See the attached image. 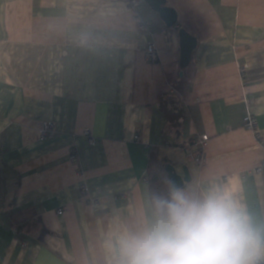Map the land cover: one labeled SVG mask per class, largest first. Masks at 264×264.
<instances>
[{"label": "crops", "instance_id": "1", "mask_svg": "<svg viewBox=\"0 0 264 264\" xmlns=\"http://www.w3.org/2000/svg\"><path fill=\"white\" fill-rule=\"evenodd\" d=\"M166 5L175 26L146 0H0V264H117L151 215L152 149L189 196L215 187L264 223V0ZM202 135L200 166L184 148Z\"/></svg>", "mask_w": 264, "mask_h": 264}, {"label": "clouds", "instance_id": "2", "mask_svg": "<svg viewBox=\"0 0 264 264\" xmlns=\"http://www.w3.org/2000/svg\"><path fill=\"white\" fill-rule=\"evenodd\" d=\"M117 243V264H264V223L215 187L192 197L173 186Z\"/></svg>", "mask_w": 264, "mask_h": 264}, {"label": "built area", "instance_id": "3", "mask_svg": "<svg viewBox=\"0 0 264 264\" xmlns=\"http://www.w3.org/2000/svg\"><path fill=\"white\" fill-rule=\"evenodd\" d=\"M141 0H128L130 6L134 7L139 4ZM151 23L148 21H140L139 27L142 30L148 31L150 29ZM160 50L155 43V41L151 40L148 43V47L146 49V57L149 61H157L159 59ZM242 72L244 68H241ZM244 125L250 130L257 131L258 130V120L252 113H247L244 117ZM56 133L55 123L51 120H43L40 128V138L46 139L53 137ZM89 132H87V135ZM209 139L208 135H202L200 138L196 139L193 144H189L184 148L186 154L194 160L198 165H203L206 160V156L204 153V146ZM91 142H94L92 138H90ZM76 154H72V157H76ZM261 170V168H259ZM81 190L83 193V197L88 198L87 187L81 186ZM94 203H97L96 201ZM64 210H59L58 214H63Z\"/></svg>", "mask_w": 264, "mask_h": 264}, {"label": "water", "instance_id": "4", "mask_svg": "<svg viewBox=\"0 0 264 264\" xmlns=\"http://www.w3.org/2000/svg\"><path fill=\"white\" fill-rule=\"evenodd\" d=\"M152 8L157 11L164 19L168 26H175L178 21V15L174 8L166 5V0H146ZM181 45H182V64L186 65L189 63L193 49L196 46L197 38L187 32L185 29H180ZM166 169L169 173L171 181V188H181L185 185V182L189 181L187 176L188 171L186 170V176L181 177L175 167L171 164H166Z\"/></svg>", "mask_w": 264, "mask_h": 264}, {"label": "trees", "instance_id": "5", "mask_svg": "<svg viewBox=\"0 0 264 264\" xmlns=\"http://www.w3.org/2000/svg\"><path fill=\"white\" fill-rule=\"evenodd\" d=\"M162 106L165 109L167 118L175 117L180 119L183 117L182 111H178L174 113V108L170 107L174 105L169 106L168 103L165 104L162 103ZM195 140L191 144H193ZM147 174L150 183L151 199L153 203L154 197L166 196L171 190V181L169 178V173L166 169V162L164 160L158 159L157 153L155 152L154 149H152L150 154L148 167H147Z\"/></svg>", "mask_w": 264, "mask_h": 264}]
</instances>
